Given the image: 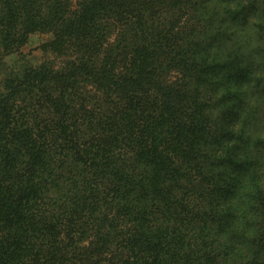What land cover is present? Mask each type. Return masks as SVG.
<instances>
[{"label":"trees","instance_id":"trees-1","mask_svg":"<svg viewBox=\"0 0 264 264\" xmlns=\"http://www.w3.org/2000/svg\"><path fill=\"white\" fill-rule=\"evenodd\" d=\"M1 70L0 264H264V0H0Z\"/></svg>","mask_w":264,"mask_h":264},{"label":"rangeland","instance_id":"rangeland-1","mask_svg":"<svg viewBox=\"0 0 264 264\" xmlns=\"http://www.w3.org/2000/svg\"><path fill=\"white\" fill-rule=\"evenodd\" d=\"M52 39H53V34L50 32H41V31L34 32L31 35V38L27 41V43L24 46V50H23L24 57H22L21 54L16 52L9 55V57L5 58V60L8 63V67L10 68V64H13V67H18L20 64L24 62H28L33 65L40 63L42 59L46 56L44 55V51L42 50L41 46L44 42ZM0 73H3L1 75H4V70H1Z\"/></svg>","mask_w":264,"mask_h":264}]
</instances>
